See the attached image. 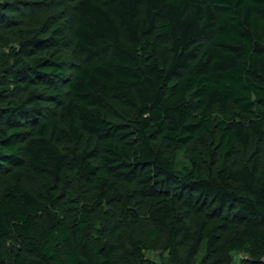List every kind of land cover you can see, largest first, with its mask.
Returning a JSON list of instances; mask_svg holds the SVG:
<instances>
[{
  "label": "trees",
  "instance_id": "16d2710c",
  "mask_svg": "<svg viewBox=\"0 0 264 264\" xmlns=\"http://www.w3.org/2000/svg\"><path fill=\"white\" fill-rule=\"evenodd\" d=\"M54 3L0 0V264H156L164 234L162 264H264V0H67L66 24L23 23ZM199 134L208 160L177 171Z\"/></svg>",
  "mask_w": 264,
  "mask_h": 264
},
{
  "label": "rangeland",
  "instance_id": "374dc122",
  "mask_svg": "<svg viewBox=\"0 0 264 264\" xmlns=\"http://www.w3.org/2000/svg\"><path fill=\"white\" fill-rule=\"evenodd\" d=\"M69 4L67 3V0H55L53 7L51 10L48 11L46 14L42 15H35V17L28 18L23 21V23L27 25H33L36 26V29L40 28L41 26H44L46 20L48 19V15L51 13H61L62 16L64 17V20L62 19L60 24L65 23L71 18V12L69 9ZM47 18V19H46ZM6 30H0V34L4 33ZM13 31V30H11ZM52 31V30H49ZM63 41L65 45L66 43L70 42L69 35L68 33L63 34ZM7 44V48L3 49L1 48L0 45V54L5 55L8 51V48H11V45L15 46L18 43V40L13 39L11 36H7L6 40H4V43ZM62 50V55L68 59V60H73L74 62H77L78 58L76 53L74 52V49L72 48L71 42L68 44V46L61 48ZM3 74H1L2 76ZM215 115L220 116V112L218 110L215 111ZM212 137L206 136V135H196L195 138L187 145L179 146L178 148L168 151L167 154H172L175 157V168L177 171H181L184 168H189L190 167V159L193 158L196 160L198 163H204L206 160L209 158V153L211 152V149L213 148L212 145ZM257 148L256 143H252L250 146L242 149L241 147L238 148V154L231 158L230 163L232 164H239V163H245L247 161V158L249 155H251ZM9 183L8 179H2L0 181V189L4 187L6 184ZM150 232L149 226L145 222H141L140 225H138L135 228L134 233L137 236H142V235H147ZM164 236L163 238L160 239L159 241L156 242V248H154L152 251H149L146 253V258L152 262H155L156 264H162L163 260L166 263H170V259L168 258V254L164 253L160 250V247L163 244L164 241ZM159 247V249H158ZM245 254V253H242ZM162 258V260H161ZM239 255H235L234 258V263L239 264Z\"/></svg>",
  "mask_w": 264,
  "mask_h": 264
}]
</instances>
